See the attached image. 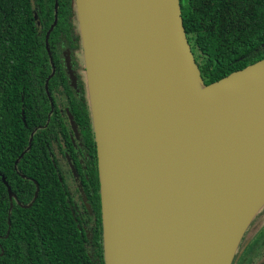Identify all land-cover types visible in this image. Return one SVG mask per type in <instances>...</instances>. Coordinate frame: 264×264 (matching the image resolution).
I'll use <instances>...</instances> for the list:
<instances>
[{"label":"water","instance_id":"obj_1","mask_svg":"<svg viewBox=\"0 0 264 264\" xmlns=\"http://www.w3.org/2000/svg\"><path fill=\"white\" fill-rule=\"evenodd\" d=\"M54 2L50 30L57 22ZM170 4L179 42L205 85L179 0ZM74 6L97 150L104 264H231L264 202L218 253L209 213L226 203L230 186L224 177L208 183L203 175L202 181L198 172L194 142L184 130L172 85L156 0H74ZM260 73L264 58L205 86ZM38 190L36 184L32 201L22 206H30ZM9 227L8 215L7 234Z\"/></svg>","mask_w":264,"mask_h":264},{"label":"trees","instance_id":"obj_2","mask_svg":"<svg viewBox=\"0 0 264 264\" xmlns=\"http://www.w3.org/2000/svg\"><path fill=\"white\" fill-rule=\"evenodd\" d=\"M31 1L0 0V264H104L99 206L88 236L81 220L63 206L58 191L25 171L37 165L35 148L43 129L34 133L31 148L17 162L18 169L31 175L39 188L32 204L22 206L32 201L36 183L20 177L12 166L39 123L31 101L44 92L50 70L44 32L39 33L35 26ZM35 1L39 6L37 17L48 12L51 21L55 0ZM179 3L187 40L202 59L196 63L205 85L264 58V0ZM57 11L50 44L61 29L69 24L74 27L73 20H77L74 0H58ZM56 78L64 90L70 91L60 73L49 80V87ZM81 111L86 115V108ZM1 176L22 205L13 201L9 210L7 187Z\"/></svg>","mask_w":264,"mask_h":264},{"label":"bare ground","instance_id":"obj_3","mask_svg":"<svg viewBox=\"0 0 264 264\" xmlns=\"http://www.w3.org/2000/svg\"><path fill=\"white\" fill-rule=\"evenodd\" d=\"M156 2L172 85L184 130L194 142L198 172L202 181L224 177L230 186L226 203L209 213L222 254L235 228L264 202V73L203 85L177 37L170 0Z\"/></svg>","mask_w":264,"mask_h":264},{"label":"flooded vegetation","instance_id":"obj_4","mask_svg":"<svg viewBox=\"0 0 264 264\" xmlns=\"http://www.w3.org/2000/svg\"><path fill=\"white\" fill-rule=\"evenodd\" d=\"M33 1L35 26L39 33L44 32L45 48L46 46L49 48V52L46 48V53L50 70L45 77L44 92L31 101L36 108L39 123L29 136L26 149L20 153L18 159L14 160L12 169L23 179L35 182L31 175H26L18 169L17 162L31 148L34 133L43 129L35 148L37 165L34 170L32 168L25 171L39 176L53 190H57L63 206L81 220L90 236V228L97 220L98 206L101 221L100 186L96 142L78 24L77 20H73L75 26L69 24L61 29L50 44L49 35L54 27L52 30L50 28L54 18L49 21L48 12L38 18L36 11L39 6L35 0ZM67 20H69L68 14ZM79 53L81 58L78 57ZM55 73L62 75L70 91L64 90L58 78L56 83L52 82L50 87L48 86L49 80ZM82 107L86 108V115L81 111ZM11 174L9 170L10 177ZM10 191L15 196L10 197L7 191L9 210L13 206V201L21 204L11 188ZM261 211L264 212V206L243 233L231 264H264V237L259 235L260 232H264V214L261 215Z\"/></svg>","mask_w":264,"mask_h":264},{"label":"rangeland","instance_id":"obj_5","mask_svg":"<svg viewBox=\"0 0 264 264\" xmlns=\"http://www.w3.org/2000/svg\"><path fill=\"white\" fill-rule=\"evenodd\" d=\"M31 4H32V8H35V4H34V1L33 0L31 1ZM191 51H192V54H193V57H194L195 61L198 60L201 63L202 62V59L199 57L198 51H195V49H192V48H191ZM78 57L81 58V54L80 53L78 54ZM260 213H261V215L264 214V212H262V211ZM260 213H259V215H260ZM259 235H260V237H264V232H260Z\"/></svg>","mask_w":264,"mask_h":264}]
</instances>
